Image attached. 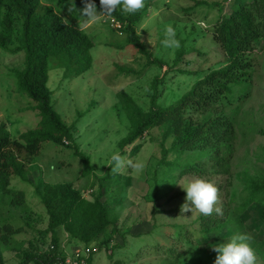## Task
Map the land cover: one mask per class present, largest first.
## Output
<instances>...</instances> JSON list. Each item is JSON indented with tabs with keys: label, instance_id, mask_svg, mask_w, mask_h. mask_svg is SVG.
Segmentation results:
<instances>
[{
	"label": "trees",
	"instance_id": "obj_1",
	"mask_svg": "<svg viewBox=\"0 0 264 264\" xmlns=\"http://www.w3.org/2000/svg\"><path fill=\"white\" fill-rule=\"evenodd\" d=\"M58 1L65 5L64 0ZM92 2L100 12L99 0ZM79 3L67 6L70 16L66 19L61 16L58 6L45 0H0V56L23 54L22 67L16 70L13 79L17 91L27 97L29 108L38 116L36 126L21 132L16 138H12L6 125L0 123V246L11 249L10 246L15 244L11 237L27 231L23 230V226L13 228L16 222L11 210L19 209L23 219H28L25 211L31 212L24 193L11 185V177L33 185V195L41 203L46 218V225L35 240L27 241L26 247H23V242H18V246L11 249L20 253L18 264H56L64 256L60 250V232L66 235L70 245L90 249L88 264H92V256L99 251L111 256L109 260L113 261L112 264L125 262L111 258L114 251L121 253L127 249L125 239L128 232L118 226L114 208L101 198L104 189L110 195L107 200L115 199L125 185L124 175L129 176L131 169L125 171V167L113 172L109 165L105 174L97 178L89 156L79 150L75 131L77 121L70 125L62 121L54 107L53 92L47 85L51 71H60L58 74H61L62 83L81 76L92 66L91 50L100 38V30L92 33L85 31L82 23L86 18L78 14L84 1L80 0ZM150 3L143 0L142 7L132 13L117 5L110 15L103 16L101 26L122 38V41L103 42V45L115 50L131 46L139 54L138 59H144V64L136 71L132 67L114 65L123 84L128 76L141 78L146 67L150 66L157 72L166 67V72L153 75L148 83L146 107L125 92L117 95L121 111L128 120L127 134L117 142L124 159L135 156L140 150V143L154 130L159 131L161 141L157 154L151 157L150 162L153 161L146 167L145 174L154 183V194H160L159 187L163 182L173 181L178 174L205 181H210L213 176L228 174L235 142L248 140L252 127L248 116L253 114L242 109L240 97H235L234 90L238 87V92L242 94L248 89L254 72L251 56L264 50V0L233 3L228 14L223 12V0L211 3L197 0L199 6H218L219 14L211 26L207 24V37L201 31L197 36L189 33L184 39L176 40L178 46L173 51L171 62L152 54L136 33L137 25L150 8ZM191 10L185 9L184 12L190 14ZM200 37L203 38L200 48L188 46L189 41L196 45ZM211 42L217 50L209 53L207 46H211ZM191 52L204 64L208 56L216 57V61L205 68L183 69L181 64H190L189 60L184 61V56ZM171 72L184 74L193 81L187 91L166 106L157 101L160 96L158 87L164 84L165 77ZM83 115L84 112L78 113L76 119H81ZM261 133L264 135V131ZM44 146L71 149L72 156L80 159L82 176L90 175L95 180L89 185L90 200L73 182H43L37 186L28 180L27 167L35 163V157ZM263 149L252 154L249 168L237 174L240 189L235 187L230 192L229 203L234 205L231 210L222 207L220 214L216 211L208 215L199 213L191 224L176 226L157 224L153 217L161 210L153 206V225L147 232L130 237H151L156 233L152 238L154 248H150L155 250L157 256L178 262L183 254L179 249L190 246L192 240L197 243L209 234L218 235L225 231L230 233L229 237L237 233L247 234L259 258L258 264H264V236L254 238L243 223L244 212L249 207L256 208L259 219L257 224L251 223L249 227L264 229ZM95 184L98 187L93 191ZM217 190L221 191L222 188L217 186ZM151 202L156 205L157 201ZM24 226L28 228L30 224L25 223ZM260 233L261 230L258 231L259 236ZM46 237L50 246L42 250L39 246L45 243ZM226 239L228 241L230 238ZM159 250L163 252L158 253ZM0 264H3L1 253Z\"/></svg>",
	"mask_w": 264,
	"mask_h": 264
},
{
	"label": "rangeland",
	"instance_id": "obj_2",
	"mask_svg": "<svg viewBox=\"0 0 264 264\" xmlns=\"http://www.w3.org/2000/svg\"><path fill=\"white\" fill-rule=\"evenodd\" d=\"M45 1L58 6L61 16L67 19L70 16L67 6L70 3H79L80 0H64L65 5L63 6L58 0ZM83 1L86 2V0ZM147 1L151 2V6L142 15L136 33L152 54L170 62L173 58V51L178 46L176 40L184 39L189 33L197 36L201 31H203V36H206L207 24L211 26L219 14L218 6H207L206 4L199 6L196 4L197 0ZM202 1L211 3L222 0ZM250 2L251 0H223V12L230 13L233 3L246 4ZM185 9H192L191 13L186 14ZM78 14H80V11ZM102 22L103 16L95 22L86 19L82 23V27L88 33L100 30V38L91 50L93 59L91 68L81 76L62 83L60 82L61 74H58L60 71H51L47 83L53 92L54 107L62 117V121L66 125H70L75 120L77 121L75 131L78 136L79 150L89 156L90 164L94 167V175L97 178H101L105 174L112 152H119L117 142L127 134L128 130V120L121 111L117 95L120 92H125L134 97L137 103L146 107L148 83L153 75L166 72V67L157 72L149 66L143 69L141 78L136 79L134 76H128L125 84H123L122 77H120L114 65L132 67L136 71L144 64V59H138L139 54L131 46H124L121 50H115L103 45V42H119L122 41V38L116 37L110 29L102 27ZM169 28L172 29L171 33L166 31ZM202 37L197 38L196 45L189 41L188 46L200 48V45L203 44ZM211 43V46H207L209 53L217 50L216 45L213 42ZM206 58L208 61L204 64L203 61L199 60V57H194L191 52L184 56V61L189 60L190 64H181V67L195 70L198 66L205 68L216 61V57L208 56ZM251 58L254 72L248 89L242 94L238 92V87H235L234 90L235 97H240L239 101L242 102V109L253 114V116H248L250 119L248 121L249 125H252L251 133L247 137L248 140L235 142L236 148L231 155L228 174L211 177L210 182L216 189L217 186L222 188L221 191L217 190V201L213 205V211L216 208L221 210L222 207H228L230 210L233 208L234 205L229 203V195L233 188L238 187L237 174L245 168H249L252 163V154L256 151L259 152L262 147L264 148V135L261 133V131H264V50L259 53L254 52ZM22 62V53L0 56V123L6 125L12 138L18 137L23 131L32 129L38 121L36 112L29 108L30 101L23 93L17 91L15 79H13L16 70L21 69ZM165 78L164 84L160 88L158 87L160 96L157 101L166 106L187 91L193 81L192 78L175 72L169 73ZM88 108L89 112L87 111ZM82 112L85 115L77 120V114ZM160 139L159 131L154 130L151 132V136H147L140 143V150L135 156L125 158L126 160H132L134 163H142L143 168L140 170L130 168L129 176L124 175L123 177L125 185L115 199L107 200L110 195L103 189L104 194L101 201H107L108 206L114 208V212L118 216V226L128 232L125 239L127 240V249H124L121 253L114 251L111 259H123L125 262L122 261V263L124 264H213L216 257L213 247L227 242L226 238H231L229 232L225 231L218 235L209 234L207 238L199 239L197 243L192 240L190 246L185 245L179 249V252L183 254L178 262L159 257L155 250L150 248L155 245L152 238L156 236V233L151 237L148 235L140 238L130 237L134 234L147 232L153 225L152 221L154 219L159 225H189L200 213L194 207L191 208V211H185V208L190 207V205H184L186 203L185 192L180 186L188 180L197 179L195 176L178 174L173 178V181L163 182L159 187L160 194H154V183L151 177L146 176L145 171L146 167L153 161L150 162L151 157L157 154ZM72 155L71 149L44 146L35 157V163L27 167L28 180L32 183L35 182L37 186H40L43 182H73L76 188L80 189L82 195L90 200L91 190L89 185L94 183L95 180L90 175H87V177L82 176L81 161L78 157ZM127 170L128 167L125 168V171ZM10 182L15 189L24 193L25 201L31 211H25L24 215H27L28 219H23L20 217L21 212L19 209L11 210L16 222L13 228L23 226V230H27L16 233L11 237L15 242L10 246L13 249L18 246V242H23V247H26L27 241L35 240L38 233L44 229L46 218L41 203L33 195V185L24 183L15 177H11ZM97 187V184H95L92 190H96ZM154 200L157 201L156 205L151 202ZM153 206L161 210V213L155 214L154 219L151 217L153 216L151 213ZM258 215L257 209L252 207H249L243 214L245 229L256 239L264 236V229L249 227V224H257ZM25 223L30 224V226L25 227ZM161 228L159 229L161 230ZM259 230L262 231L260 236L258 234ZM47 238L44 240L45 243L39 246L42 250L49 249L50 244ZM59 239L60 250L63 255L70 253L72 247L73 249L83 248L81 245L78 247L70 245L63 232L59 233ZM115 239L117 241L116 237ZM5 248L0 246L2 263L18 264L20 253ZM159 252L162 253L163 251L159 250ZM109 257L106 252L99 251L92 256V264H112L113 261L111 262ZM258 263L259 258L256 256L255 264Z\"/></svg>",
	"mask_w": 264,
	"mask_h": 264
},
{
	"label": "clouds",
	"instance_id": "obj_3",
	"mask_svg": "<svg viewBox=\"0 0 264 264\" xmlns=\"http://www.w3.org/2000/svg\"><path fill=\"white\" fill-rule=\"evenodd\" d=\"M99 3L101 6L100 12L97 11L96 4L92 0H86L84 6L79 9L80 14L88 21L95 22L101 16L110 15L117 5H122V10L129 13L135 12L142 7L143 0H99ZM166 31L171 33L172 29L169 28ZM173 43L175 42L173 41ZM108 164L111 165V171L113 172L125 167L134 170L143 168L142 163L126 160L118 151L112 152ZM180 186L185 192L186 203L184 205H190V207L185 208V211H191V208L194 207L204 215L212 213L213 205L217 201V189L210 181L192 179ZM215 211L220 214L219 208H216ZM250 239L247 234L237 233L227 242L213 247L216 252L213 264H255L256 256L249 243Z\"/></svg>",
	"mask_w": 264,
	"mask_h": 264
},
{
	"label": "built area",
	"instance_id": "obj_4",
	"mask_svg": "<svg viewBox=\"0 0 264 264\" xmlns=\"http://www.w3.org/2000/svg\"><path fill=\"white\" fill-rule=\"evenodd\" d=\"M52 248V247H51ZM90 249H77L74 248L70 253L64 254L56 264H88L87 258L89 257Z\"/></svg>",
	"mask_w": 264,
	"mask_h": 264
},
{
	"label": "crops",
	"instance_id": "obj_5",
	"mask_svg": "<svg viewBox=\"0 0 264 264\" xmlns=\"http://www.w3.org/2000/svg\"><path fill=\"white\" fill-rule=\"evenodd\" d=\"M72 249H73V247H72Z\"/></svg>",
	"mask_w": 264,
	"mask_h": 264
}]
</instances>
